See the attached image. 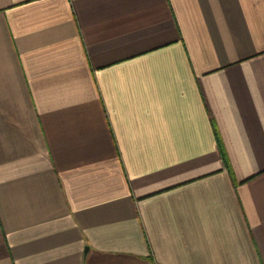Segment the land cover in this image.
<instances>
[{
    "label": "crops",
    "instance_id": "0c3cea01",
    "mask_svg": "<svg viewBox=\"0 0 264 264\" xmlns=\"http://www.w3.org/2000/svg\"><path fill=\"white\" fill-rule=\"evenodd\" d=\"M0 264H264V0H0Z\"/></svg>",
    "mask_w": 264,
    "mask_h": 264
},
{
    "label": "trees",
    "instance_id": "16d2710c",
    "mask_svg": "<svg viewBox=\"0 0 264 264\" xmlns=\"http://www.w3.org/2000/svg\"><path fill=\"white\" fill-rule=\"evenodd\" d=\"M215 135H216V138H217L218 144L221 146V138H220V135H219V132H218L217 128H216V130H215ZM230 173H232L231 168H230ZM232 174H233V173H232ZM233 180H234L235 183H237V181L235 180L234 177H233Z\"/></svg>",
    "mask_w": 264,
    "mask_h": 264
}]
</instances>
